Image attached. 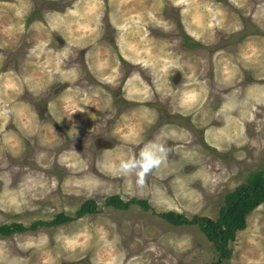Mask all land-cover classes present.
<instances>
[{"label": "rangeland", "instance_id": "374dc122", "mask_svg": "<svg viewBox=\"0 0 264 264\" xmlns=\"http://www.w3.org/2000/svg\"><path fill=\"white\" fill-rule=\"evenodd\" d=\"M263 169L264 0H0V227L100 210L0 236V264H213L160 215L217 220ZM230 249L264 264V204Z\"/></svg>", "mask_w": 264, "mask_h": 264}, {"label": "trees", "instance_id": "16d2710c", "mask_svg": "<svg viewBox=\"0 0 264 264\" xmlns=\"http://www.w3.org/2000/svg\"><path fill=\"white\" fill-rule=\"evenodd\" d=\"M35 20L34 15L28 20L31 24ZM261 204H264V169L251 174L246 183L237 187L225 198V205L222 208L219 218L213 220L209 217L187 218L176 212H165L160 216L176 226L198 225L207 239L213 243L217 252V260L213 264H222L232 256L230 249L231 241L236 233L244 230L247 226V217ZM105 205L119 210H128L132 205H138L145 210L150 209L146 200L132 198L129 201L122 200L119 196L106 198ZM100 212L94 200H88L82 204L76 212L75 217L61 213L50 222H37L30 227H25L20 223L0 227V236L10 237L38 229L39 226L58 227L71 223L79 218Z\"/></svg>", "mask_w": 264, "mask_h": 264}]
</instances>
